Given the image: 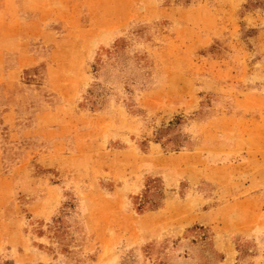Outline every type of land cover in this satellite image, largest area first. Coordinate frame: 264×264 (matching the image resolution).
Masks as SVG:
<instances>
[{
	"label": "rangeland",
	"instance_id": "obj_1",
	"mask_svg": "<svg viewBox=\"0 0 264 264\" xmlns=\"http://www.w3.org/2000/svg\"><path fill=\"white\" fill-rule=\"evenodd\" d=\"M0 264H264V0H0Z\"/></svg>",
	"mask_w": 264,
	"mask_h": 264
}]
</instances>
